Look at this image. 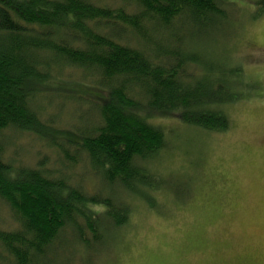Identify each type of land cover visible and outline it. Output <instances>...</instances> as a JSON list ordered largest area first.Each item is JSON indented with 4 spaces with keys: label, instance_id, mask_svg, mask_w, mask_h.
<instances>
[{
    "label": "trees",
    "instance_id": "16d2710c",
    "mask_svg": "<svg viewBox=\"0 0 264 264\" xmlns=\"http://www.w3.org/2000/svg\"><path fill=\"white\" fill-rule=\"evenodd\" d=\"M118 1L112 7L102 0H0V202L18 223L0 228V264H71L56 256L68 248L83 258L97 253L130 217L116 189L154 206L145 189L159 186L145 164L166 147V136L147 112L225 132L226 108L251 94L240 67L192 48L225 32L224 0ZM170 42L185 44L169 48ZM73 69L82 75L73 84L82 88L67 90L65 101L88 106L92 118L57 132L41 119V103L48 93L59 95L57 82L71 81ZM6 130L46 139L58 149L59 168L46 169L43 161L15 168L5 156ZM47 130L61 142L51 133L49 142ZM81 158L100 183L93 194L70 184L69 170Z\"/></svg>",
    "mask_w": 264,
    "mask_h": 264
},
{
    "label": "rangeland",
    "instance_id": "374dc122",
    "mask_svg": "<svg viewBox=\"0 0 264 264\" xmlns=\"http://www.w3.org/2000/svg\"><path fill=\"white\" fill-rule=\"evenodd\" d=\"M102 2L112 7L119 4L118 0ZM224 2L229 23L220 30L225 32L202 40L201 46H197L201 42H196L192 48L205 52L214 62L240 67L249 83L251 94L226 108L231 120L229 130L209 131L148 111V121L163 129L166 136V147L145 164L159 186L158 190L145 189L150 192L154 206L150 208L134 194L116 189L117 199L125 201L130 208L127 224L113 229L97 253L89 252L83 258L85 255L79 249H63L56 253L59 261L264 264V13L260 12V0ZM173 26L177 30L179 25L176 22ZM177 33L183 37L186 34L184 29ZM170 43L169 48H182L185 44L173 47L174 43ZM68 74L67 80L71 81L57 82L59 95L51 97L48 93L49 98L41 103V119L57 132L76 130V120L84 124L92 118L88 106L65 101L67 90L79 94L82 88L80 82L72 81L81 78L80 72L73 69ZM49 133L55 132L44 133L51 142L55 138ZM4 134L9 139L5 156L15 168H35L39 161L44 162L46 169L59 168L58 149L49 146L46 139L33 132L6 130ZM55 135L61 142L63 136ZM89 168L81 158L69 170L73 177L70 184L78 183L84 192L93 194L101 187L91 179ZM173 188L185 199H175L179 194L172 192ZM0 228L5 231L18 228L11 211L2 202Z\"/></svg>",
    "mask_w": 264,
    "mask_h": 264
}]
</instances>
